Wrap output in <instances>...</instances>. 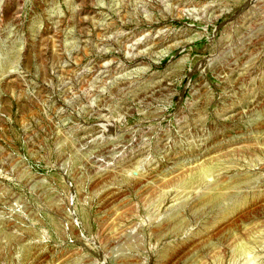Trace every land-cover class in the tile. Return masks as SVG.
<instances>
[{"label":"rangeland","instance_id":"rangeland-1","mask_svg":"<svg viewBox=\"0 0 264 264\" xmlns=\"http://www.w3.org/2000/svg\"><path fill=\"white\" fill-rule=\"evenodd\" d=\"M0 264H264V0H0Z\"/></svg>","mask_w":264,"mask_h":264}]
</instances>
